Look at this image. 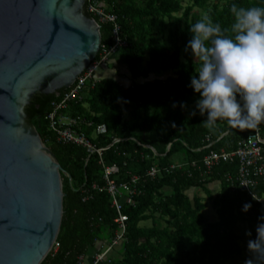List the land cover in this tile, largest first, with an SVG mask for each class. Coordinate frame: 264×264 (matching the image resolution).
Here are the masks:
<instances>
[{"label":"trees","instance_id":"16d2710c","mask_svg":"<svg viewBox=\"0 0 264 264\" xmlns=\"http://www.w3.org/2000/svg\"><path fill=\"white\" fill-rule=\"evenodd\" d=\"M93 1L108 5L120 17L121 36L127 42L122 50L126 52V66L133 83H124L116 77L102 79L82 101L73 104L72 112L93 122V126H84L83 130L97 147H108L114 139L122 142L110 147L101 162L98 155H90L81 146L59 143L49 130L46 115L57 95H37L27 107L29 123L37 128L44 143L72 177L71 181L67 174H62L65 197L58 237L60 248L52 251L42 264H79L80 256L91 264L101 244L112 242L116 236L118 212L112 206L111 196L93 189L95 184L106 183L104 165L119 167L118 182L129 181L135 175L145 176L153 166L167 169L179 162L201 161L211 150L234 151L257 127L264 134V122L244 130L232 128L225 121L207 128L206 117L198 111L197 115H191L198 94L189 85L199 62L193 60L185 47L191 39L190 25L200 19L194 9L206 7L211 0H190L192 4L186 7L181 0ZM233 3L246 8L264 7V0H233L222 8L215 6L208 16L228 30L225 35H231ZM181 11L183 14L178 16ZM101 30L102 44L113 46L112 24H102ZM163 73L170 74L137 82ZM179 102L186 103V107L181 108ZM190 106L193 110L187 115ZM103 124L108 132L97 134V127ZM238 168L237 162L225 163L205 179L199 172L190 177L181 170H163L155 179L144 178L136 197L137 205L124 206L129 217L125 239L116 247L112 261L102 264H223L237 258L241 259L239 264H245L250 254H243L240 244L243 237L238 229L240 225L250 226L255 239L264 203L240 189L236 181ZM228 174L232 175V181ZM214 183L221 185V194L213 200L219 219L209 221L204 214L207 205L199 197L191 198L188 192L202 188L209 193V186ZM168 189L171 194H167ZM255 191L264 199V184ZM87 194L91 197L85 201ZM245 203L252 205L247 213L242 211ZM157 214L169 225H141L151 220L157 223ZM256 264L264 261L257 260Z\"/></svg>","mask_w":264,"mask_h":264},{"label":"water","instance_id":"95a60500","mask_svg":"<svg viewBox=\"0 0 264 264\" xmlns=\"http://www.w3.org/2000/svg\"><path fill=\"white\" fill-rule=\"evenodd\" d=\"M87 0H0V264H42L72 177L28 121L37 95H59L95 61L102 28Z\"/></svg>","mask_w":264,"mask_h":264},{"label":"clouds","instance_id":"9594fccd","mask_svg":"<svg viewBox=\"0 0 264 264\" xmlns=\"http://www.w3.org/2000/svg\"><path fill=\"white\" fill-rule=\"evenodd\" d=\"M231 13V35H225L228 30L208 15L190 25L185 51L199 62L189 85L198 94L191 115L198 111L206 117L207 128L225 121L232 128L252 129L264 122V7L233 3ZM251 207L245 203L242 211L247 213ZM258 221L256 238L247 242L250 258L245 264L264 261V215ZM245 234L252 236L250 230Z\"/></svg>","mask_w":264,"mask_h":264},{"label":"built area","instance_id":"2783aa9c","mask_svg":"<svg viewBox=\"0 0 264 264\" xmlns=\"http://www.w3.org/2000/svg\"><path fill=\"white\" fill-rule=\"evenodd\" d=\"M86 5V12L96 17L95 19L101 28L102 24H112L115 43L111 47L102 44L98 54L99 57L97 56L95 61L77 78L72 87L57 96V100L52 103L51 112L46 115V120L49 124V130L56 135L59 143L81 146L90 155H98L101 162H103L106 151L110 147L121 143L122 140L114 139L108 147H97L83 130L84 126H93V122H90L82 115L74 114L72 107L74 103L82 101L88 91L96 87L100 81L96 79L97 72L114 54L125 48L127 42L121 36L122 25L117 13L111 11L108 5H103L99 1L87 0ZM96 131L97 134H106L108 128L103 124L99 125ZM155 153L157 155V152ZM234 162H237L239 166L236 181L240 189L247 192L260 203H264V199H261L255 191L258 185L264 184V134L258 127L254 133L241 140L234 151L226 149L211 150L201 161L194 159L190 162H179L171 164L167 169L153 166L146 172L145 176L135 175L129 181L118 182L116 177L120 173L119 167L104 165L106 183L103 186L95 184L93 189L107 192L111 196L112 206L118 212V217L115 221L119 225V230L112 242L101 244V249L93 256L91 264H102L112 261L116 247L125 239L129 221V217L124 212V206L126 203L134 207L137 205L136 197L141 192L140 184L144 178L155 179L163 170H166V172L181 170L190 177L199 172L200 177L205 179L212 176L215 170L223 164ZM227 177L232 181V175L228 174ZM86 191L91 195L89 190ZM89 194L85 197V201L91 197ZM59 248L60 243L57 240L54 244L53 252H57ZM85 263L86 257L80 256L79 264Z\"/></svg>","mask_w":264,"mask_h":264},{"label":"rangeland","instance_id":"374dc122","mask_svg":"<svg viewBox=\"0 0 264 264\" xmlns=\"http://www.w3.org/2000/svg\"><path fill=\"white\" fill-rule=\"evenodd\" d=\"M184 7L191 5V1L190 0H181ZM231 1L233 0H211V2L208 3V5L204 8H195L193 13L196 14L197 16H199L200 18H202L205 15H208L210 11H212L215 6L219 5L221 8L223 6H225L226 4L231 3ZM183 14V11H181L179 14H177L178 16H181ZM168 35V33L165 35L164 38H166ZM162 38V37H161ZM163 38V40H164ZM125 50H121L120 52L114 54L111 59L109 61H107V63L103 64V66L100 68V70L97 72L96 74V79L97 80H102L105 78H109L110 76L116 77L118 79H120L122 82L127 83V84H132L133 82H131V77H130V72L127 69L126 66V56H125ZM170 73H163L160 76L157 75H153L151 76L149 79H147L146 81L141 80V81H137L139 82H148V80H155V78L159 77V78H165L166 76H168ZM193 110V106H190L187 110H186V114L189 115L191 113V111ZM125 118H128V114L125 115ZM146 138H151L150 135H146ZM155 138V135H154ZM180 157V156H179ZM77 174V173H76ZM209 190L210 192H206L204 189L202 188H195V189H191L188 194L191 198L194 197H199L203 200V202L207 205V209L204 211V214L206 216V218L209 221H217L219 219L218 214L216 212V209L213 206V200L214 198H216L217 196H219L221 194V185L219 183H214L211 186H209ZM169 191H167V194H171L172 190L168 189ZM157 223H154L152 220L148 221V222H143L141 225L142 226H147V227H152L154 225H159L161 227H166L168 226V221L165 219L160 218V214H157ZM251 231L252 232V236H253V231L250 228V226L248 225H240L238 232L240 233V235H242L243 239L240 241L241 246L244 248V255H246L248 253L247 250V242L249 239H252V236L249 237L247 236L245 233L247 231ZM120 249V247L118 248ZM53 251V250H52ZM51 251V252H52ZM119 255L121 256V252L119 253ZM241 261L240 258L234 259V260H230V261H225L223 262V264H239ZM85 264H90L89 261H86Z\"/></svg>","mask_w":264,"mask_h":264},{"label":"crops","instance_id":"0c3cea01","mask_svg":"<svg viewBox=\"0 0 264 264\" xmlns=\"http://www.w3.org/2000/svg\"><path fill=\"white\" fill-rule=\"evenodd\" d=\"M110 77H113V76H110ZM212 185V184H211Z\"/></svg>","mask_w":264,"mask_h":264}]
</instances>
